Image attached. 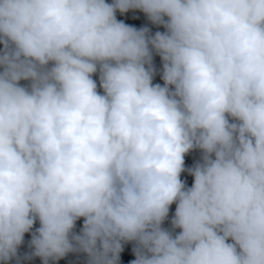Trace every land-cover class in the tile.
I'll use <instances>...</instances> for the list:
<instances>
[{"label":"clouds","instance_id":"1","mask_svg":"<svg viewBox=\"0 0 264 264\" xmlns=\"http://www.w3.org/2000/svg\"><path fill=\"white\" fill-rule=\"evenodd\" d=\"M0 45V261L264 264V0H0Z\"/></svg>","mask_w":264,"mask_h":264},{"label":"trees","instance_id":"2","mask_svg":"<svg viewBox=\"0 0 264 264\" xmlns=\"http://www.w3.org/2000/svg\"><path fill=\"white\" fill-rule=\"evenodd\" d=\"M106 2L111 3L112 0H106ZM116 18L122 20L124 23L134 26L136 28L147 27L149 29V35L153 34L155 31H165L163 25L153 24L150 20L147 19L146 14H144L139 9H129L124 13L116 11ZM166 19V17H165ZM3 45H0L2 48ZM151 47V46H149ZM152 63L154 66V75L153 83L163 84L161 77L162 72V62L160 56L153 52L152 54ZM92 78L97 83V91L102 93V89L99 85V72L92 74ZM22 85H27L28 81L21 80L19 81ZM171 87V86H170ZM202 150L198 148L190 149L187 153L184 154V166L185 170L181 172L180 178L184 180L186 186H191L192 175L187 171V168L193 167L196 162H199L201 159ZM175 202L169 206V213L165 220L162 222V227L169 229L173 235L176 232H179L178 227L173 228L171 225V217L174 213ZM83 217L77 218L75 221V227L73 231L79 233L80 228L82 227ZM37 227H39V221L35 220L32 226V229L27 232L26 237L23 239L22 243L18 246L17 257L10 259L9 261H0V264H42V260L39 256L32 255V246L30 244L31 235L30 232H33ZM230 239V238H229ZM135 241H123L122 249L119 253L118 264H129V262L135 259V254L133 248L135 247ZM49 264H87V254L83 252H69L65 256L58 258L55 261L49 260Z\"/></svg>","mask_w":264,"mask_h":264}]
</instances>
